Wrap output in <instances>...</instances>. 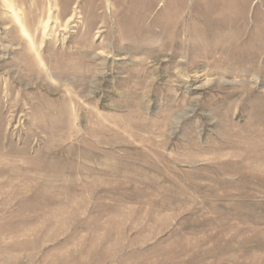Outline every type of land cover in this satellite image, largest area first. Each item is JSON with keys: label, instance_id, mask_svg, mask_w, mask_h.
<instances>
[{"label": "rangeland", "instance_id": "1", "mask_svg": "<svg viewBox=\"0 0 264 264\" xmlns=\"http://www.w3.org/2000/svg\"><path fill=\"white\" fill-rule=\"evenodd\" d=\"M0 264H264V0H0Z\"/></svg>", "mask_w": 264, "mask_h": 264}]
</instances>
